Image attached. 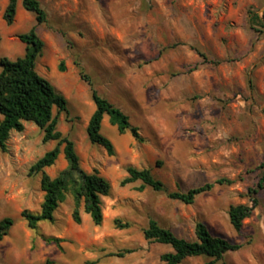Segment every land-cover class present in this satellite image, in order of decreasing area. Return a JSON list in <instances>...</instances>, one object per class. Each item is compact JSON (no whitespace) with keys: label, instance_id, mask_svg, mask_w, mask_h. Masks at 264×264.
Returning <instances> with one entry per match:
<instances>
[{"label":"rangeland","instance_id":"374dc122","mask_svg":"<svg viewBox=\"0 0 264 264\" xmlns=\"http://www.w3.org/2000/svg\"><path fill=\"white\" fill-rule=\"evenodd\" d=\"M38 1L46 23L37 25L19 0L8 25L3 18L7 0H0V59L22 57L25 45L18 37L36 27L44 43L36 71L68 103L57 130L74 142L81 168L98 171L111 191L102 199L100 226L82 210V222L75 224L68 197L54 222L43 221L37 232L30 231L20 213L39 212L43 193L40 176L30 177L29 168L56 143L43 142L42 130L31 122L24 123L22 132H12L7 151L0 152V217L15 220L19 238L28 231L33 239L61 240L60 247L45 242L28 263L18 264H44L46 259L54 264H165L161 256L172 249L144 238L150 220L187 241L196 240L195 225L201 222L213 236L242 245L218 264H264V189L240 232L228 217L230 206L252 205L248 190L259 182L264 163V29L249 14H257L264 25V0ZM198 52L222 63L202 64ZM81 72L129 116L144 143L130 132L120 135L107 117L102 133L115 155L89 142L86 128L95 107ZM66 165L61 154L46 173L55 177ZM130 167L150 169L164 191L140 192L139 182L121 186ZM218 179L233 183L214 187L193 204L168 196ZM116 220L130 227L120 228ZM8 250V241L0 244V264ZM125 250L132 253L117 256ZM207 261L192 257L181 264Z\"/></svg>","mask_w":264,"mask_h":264},{"label":"trees","instance_id":"16d2710c","mask_svg":"<svg viewBox=\"0 0 264 264\" xmlns=\"http://www.w3.org/2000/svg\"><path fill=\"white\" fill-rule=\"evenodd\" d=\"M18 2L19 0H7L3 18L8 25L14 21ZM21 6L25 11L34 15L37 25L46 23V12L38 0H21ZM249 14L250 21L264 29L259 16L254 12ZM18 38L25 45L24 55L15 60L0 59V115L2 117L0 121V152L7 151L10 134L22 132L25 122H31L42 130L43 142L56 143L29 168L28 172L30 177L40 176V190L43 193L40 210L34 213L24 209L20 213V218L26 222L29 230L37 232L41 222H54L57 209L68 197H71L73 222L77 225L81 224L82 210L91 218L95 226H100L103 222L102 199L109 196L110 183L96 170L90 173L84 171L81 168L74 142L57 130L59 115L68 112V103L66 98L56 92L53 85L36 71V63L41 58L44 48V43L37 34L36 27L19 35ZM198 54L203 59L202 64L220 65L222 63L209 60L201 52ZM58 69L64 71V65L60 64ZM81 75L91 88V100L95 107L86 128L89 142L101 147L108 156L115 155L113 143L102 133L103 120L107 117L108 123L115 127L120 135L130 132L137 142L144 143L145 140L140 135L139 128L131 125L129 116L101 96L83 72ZM54 111H56V115H54ZM61 154L67 165L57 176L50 177L46 170L55 165ZM259 169L261 170L259 182L255 188L248 190L252 205H233L229 208V222L236 232L241 231L244 220L249 218L256 209L258 204L256 197L264 189V163L259 166ZM136 182L140 183L137 188L140 192L146 188L156 192L164 191V184L153 176L150 169L128 168L127 177L120 182V185L126 186ZM232 183L227 179H218L187 192H172L168 196L170 199L190 205L200 195L210 192L214 187ZM115 223L120 228L130 227L129 223L120 224L118 220ZM14 224L15 220L10 217H5L0 221V242L9 234ZM143 234L146 241L168 245L172 249L171 252L161 256V260L165 264H181L187 258L192 257L208 259L204 264H218L226 254L242 248V245L232 243L226 238L213 236L207 226L201 222L195 225V241L179 238L172 230L159 226L154 220L149 221ZM42 238L46 243H54L60 247V239ZM129 253H132V250H125L117 256L122 257ZM44 264H54V262L47 259ZM83 264L99 263L97 260H86Z\"/></svg>","mask_w":264,"mask_h":264},{"label":"crops","instance_id":"0c3cea01","mask_svg":"<svg viewBox=\"0 0 264 264\" xmlns=\"http://www.w3.org/2000/svg\"><path fill=\"white\" fill-rule=\"evenodd\" d=\"M6 216L0 217V221ZM31 231V230H30ZM14 226L11 228L9 234L0 242H9V250L7 252V260L3 264H18L21 261L28 263L31 253H34L37 249H43L45 241L43 239H33L34 235L28 231H24V237L19 238L14 233ZM11 236V239H7ZM24 243L23 248H19V245ZM43 260V259H42ZM47 260V259H46ZM45 260V261H46ZM44 261V263H45Z\"/></svg>","mask_w":264,"mask_h":264}]
</instances>
